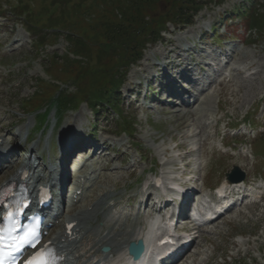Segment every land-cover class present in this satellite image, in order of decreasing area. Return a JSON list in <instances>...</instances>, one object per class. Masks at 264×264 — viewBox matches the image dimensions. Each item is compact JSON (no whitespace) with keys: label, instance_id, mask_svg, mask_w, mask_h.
<instances>
[{"label":"rangeland","instance_id":"rangeland-1","mask_svg":"<svg viewBox=\"0 0 264 264\" xmlns=\"http://www.w3.org/2000/svg\"><path fill=\"white\" fill-rule=\"evenodd\" d=\"M53 1L56 0H0L2 6L11 11L14 4H20L27 14L25 22L34 34L30 36L24 31L20 24H24V20L19 17L6 15V18H0V24L8 23L7 30L13 29L9 43L0 49V128L3 127V134L16 135V131L26 124L22 122L24 109L33 106L41 97L57 94L69 99L73 107L99 97L103 103L97 115L89 111L85 103L80 105L83 127L76 132L81 136L79 139L108 141L113 151L108 152L107 157L114 155L116 161L108 166L100 181L107 179L120 183L116 194L121 204L135 196L139 191L138 182L144 180L146 183V172L156 166L155 170L163 179L171 183L188 181L196 187L201 182L224 180V173L233 165L244 171L247 179L253 175L264 176V155L250 156L251 151L260 152L264 146H255L259 137L264 143V132H260L264 129V18L257 16L254 20L256 13H264V5L260 6L264 1L255 0L254 6H250L251 0H155L153 7L143 10V24L146 25L143 28L154 29L160 25V20L161 40L145 45L143 52L134 46L113 50L107 43L91 39L92 29L86 26L91 23L96 27V19H80L83 14L103 19L113 17L115 21L121 17V23L128 25L123 16L104 14L108 0H66L64 7H69L66 11L71 12L69 16L72 17L69 21L68 16L66 20L61 19L64 17L62 9L52 4ZM244 7L248 8L246 12H255V15L250 13L243 17L256 30L249 43L243 36L247 23L240 18ZM174 12H184L182 17L187 18L196 12V16L190 25L180 30L168 21L177 18ZM71 22L85 26L73 29ZM196 24L200 27L195 28ZM124 27L130 32L125 34L130 41L135 33V37L142 34L140 26L136 27L139 32L136 28ZM191 27H194L192 31L185 34ZM77 35L82 37L77 40ZM148 36L140 38L147 40ZM22 38L24 45L18 46L14 40L22 41ZM12 42L13 46L9 47ZM177 46L190 47L189 55H182V58L197 62L206 59L213 64V69L218 67L215 54L219 53L220 47L222 52L231 49L234 56L230 61L232 75L227 81L210 86L200 105L201 124H197V114L170 111V105L158 102L165 97V93H159V83H166L170 76L161 77L163 66L156 68L155 65L167 58L163 52ZM137 51L142 57L132 65L130 62L134 61ZM149 64L160 72L155 73L156 69ZM148 72L156 75L150 86L153 92L144 97L151 75ZM109 81L121 82L115 96L104 94ZM110 105L116 109L107 107ZM77 114V111L64 112L62 125ZM121 118L128 121L133 135L111 136L118 130L117 125H121ZM250 118L251 127L238 126ZM228 125L235 128L230 130ZM245 129L247 135L240 137ZM233 133L238 134L237 139L249 140L254 135L256 138L251 140V148L246 146L242 151L224 153L228 149H222L221 143L231 144ZM46 139L47 136L44 143ZM21 142L18 138V143ZM134 146L142 149V159ZM261 151L264 153V148ZM56 152L54 149L53 154ZM20 156L24 157V154ZM116 167L119 172L110 173ZM9 175L7 171L3 174ZM197 234L196 246L180 264H264V200L246 204L239 211H230Z\"/></svg>","mask_w":264,"mask_h":264},{"label":"trees","instance_id":"trees-1","mask_svg":"<svg viewBox=\"0 0 264 264\" xmlns=\"http://www.w3.org/2000/svg\"><path fill=\"white\" fill-rule=\"evenodd\" d=\"M66 0H56V1H53L54 3L52 4H55V5H58L59 7H61L62 9V14H64V17H62L61 19L63 20H66L67 19V16H68V19L67 21H69V18L72 19V17H70L69 15L71 14V12H68L66 11L67 8L69 9V7H64V2ZM154 1L152 0H108L106 2V4L108 5L107 7V11L104 12V14H110L111 13L114 15V17L120 15V16H123L126 18L127 22H128V25L127 24H124V23H121L120 19H122L120 17V19L118 18L117 21L113 20L112 18L113 17H110L108 19H103L101 18V16H94V15H90L89 17L88 16H85V14H83L82 16H80V19H84L86 18L88 21L92 19H96V21L94 22L96 27H94L91 23L86 26V28H89V29H92V37L91 39L93 38H96L97 40L99 41H102L104 43H107L108 46L110 45V48H112L113 50L115 49H119V48H126V47H130V46H134V47H137L141 50V48L145 45V43L149 42V41H154L157 37H158V33H159V28L161 26V22L159 20V26H156L154 29L152 28H148V27H145L143 28L144 25L143 22H144V17L145 15H143L144 13V9H148V8H151L153 7L154 5ZM174 2V1H173ZM61 4L63 5V7L61 6ZM105 4V2L103 3V5ZM21 9H23L22 7H20ZM97 11V10H96ZM91 12V11H90ZM103 12V11H102ZM95 14V12L93 13ZM173 14H177V20L180 21L181 18H183L182 16H185V13L184 12H174ZM89 15V14H88ZM251 15H255V12H251ZM103 16V15H102ZM261 17V18H264V13H256V15L254 16V20L256 17ZM50 17V16H48ZM92 18V19H91ZM191 18V15H189V17L185 19H183V21H181L182 23H187L188 21L184 22L185 20H190ZM260 18V19H261ZM53 18H50L49 20H51ZM59 19V20H61ZM173 19V18H171ZM169 19L168 21H171V22H175L176 19H173L171 20ZM60 22V21H59ZM102 22V23H101ZM123 22V21H122ZM72 26L71 28L73 29H80V27H83L85 26L84 24H79V25H76V24H73V22H71ZM249 25H252V23H248ZM260 24L263 25L260 21ZM74 25V26H73ZM124 25L126 26H129V27H133V28H136L140 26V33H142L140 36L138 35L137 37H135V34H134V39H132L131 41L126 37V35H128L130 32L128 31L127 28L124 27ZM138 28L137 29V32L138 31ZM141 28H143V30H141ZM147 31V33L145 32ZM126 34V35H125ZM133 34V33H132ZM144 35H149L148 39H142L140 37L144 36ZM76 36V35H75ZM82 37L81 36H78L76 37V39H80ZM90 39V41H91ZM127 40V41H126ZM140 56V52H136V56L134 57V61ZM109 86V85H108Z\"/></svg>","mask_w":264,"mask_h":264},{"label":"bare ground","instance_id":"bare-ground-1","mask_svg":"<svg viewBox=\"0 0 264 264\" xmlns=\"http://www.w3.org/2000/svg\"><path fill=\"white\" fill-rule=\"evenodd\" d=\"M4 27V26H3ZM194 27H191V28H189V29H187L184 33L185 34H187V33H189V31H192V29H193ZM195 28H198V24H196V27ZM8 41V38H6V39H3L2 40V42H7ZM184 49H182V48H180L179 46H177V47H173V48H171V49H169V50H167L166 51V53L165 52H163V54H165L167 57H169V55H170V53L171 52H173L174 54H176L175 56H179V54L180 53H182V51H183ZM162 54V55H163ZM151 65V67H153L154 68V66L152 65V64H149V66ZM189 65V63H187V62H185L184 63V66H183V69H187V68H189V67H187ZM191 68H193V67H191ZM147 69H148V67L147 68H144V72H147ZM155 69V68H154ZM148 73H150V72H148ZM149 78H150V80L151 79H153L154 78V76L151 74L150 76H149ZM189 81H191L190 79H189ZM203 86H201V85H197L196 84V90H197V92L196 93H202L203 92V88H202ZM195 93V94H196ZM196 101L195 102H193L192 103V105H194V106H197L198 108H199V106H200V101H199V98H196L195 99ZM188 105H190L189 103H187L186 101H184V100H182V101H180V104L179 105H176L177 107H172V108H170V109H168V110H170V111H174V112H180V114L181 113H183V114H187V113H190V115H195L196 114V111L194 110V108L193 107H191V106H189V109H187V110H184V107H187ZM179 106V107H178ZM188 115V114H187ZM196 116V115H195ZM196 118V117H195ZM4 122V121H3ZM187 122V121H186ZM186 122H184L185 124H186ZM78 123H79V121H77L76 122V124L78 125ZM75 124V125H76ZM189 125V124H188ZM70 126H72L73 127V124H71ZM180 126V125H179ZM181 126H183V122H182V124H181ZM180 126V127H181ZM186 126V125H185ZM79 127V126H78ZM73 129V128H72ZM66 131H67V129H66ZM65 133V132H64ZM69 139L68 138H66V136H63V141H62V146H63V148L65 149V150H67V145L65 144L66 143V141H68ZM101 144V143H100ZM106 144V142L105 141H103V143H102V145H105ZM86 150H89V149H86ZM95 152H97V150L96 151H94V153ZM71 162V161H70ZM32 170H34V169H32ZM14 174L11 176V178L12 179H14ZM18 177V176H17ZM90 183V181L87 183V184H85V187L88 185ZM96 190H97V192L95 193V195H93V197H91L90 198V200H89V203L87 204V206H89V205H92V208L90 209V210H88L86 207H84V205L83 206H80V207H77L76 209H74L73 211H70V212H68L67 214H66V217L67 218H71L70 220H73V219H78V220H80L81 219V224L80 225H82V222L86 219V218H88V217H90V216H97L96 214H97V211L99 210V208L102 206V205H105L104 203L106 202V200L111 196L112 197V192H111V190L110 189H108V188H106L105 186H104V188H103V186H100V187H98L97 188V186H96ZM104 210H106V206H104ZM81 230V229H80ZM82 232H85V231H87L84 227H83V229L81 230ZM112 232V231H111ZM58 236V238H61L62 237V233H60L59 235H57ZM119 236H122L121 238H117V237H119ZM138 238H143V233H142V231H137V232H135V233H132V232H129V231H123V230H117L116 231V233H114V234H111V233H106L104 236H102V237H98V238H93V240L91 241V242H89L88 243V247L89 248H81L80 247V245H81V243H79V241L76 239V240H74V241H72V242H69L68 244H65V243H63L62 245L63 246H66V251L68 252V254H69V256H68V258H69V261L71 260V259H75V262L77 261V264H81V258L83 257V255L84 254H87V253H89L91 250H93V252L94 253H97L98 252V247L100 246V245H103V244H105V245H109V246H111L112 248H113V250H115V251H117V250H119L120 248H123V249H125L126 248V246H127V244H128V242L129 241H131V240H136V239H138ZM119 248V249H118ZM80 254H81V256H80ZM110 254V253H109ZM97 255H99V253L98 254H96V256ZM79 256H80V258H79ZM93 262H94V260H92V261H89V262H87V264H93Z\"/></svg>","mask_w":264,"mask_h":264},{"label":"snow or ice","instance_id":"snow-or-ice-1","mask_svg":"<svg viewBox=\"0 0 264 264\" xmlns=\"http://www.w3.org/2000/svg\"><path fill=\"white\" fill-rule=\"evenodd\" d=\"M10 215L9 213L4 219H9ZM36 238V232L32 229L26 231L23 236L18 237L17 240H14L10 244H5L4 237L0 235V264H8V261L12 258L13 252H19L25 245L35 247L34 241ZM42 255L43 253H36L28 259L25 264H46V262L41 259Z\"/></svg>","mask_w":264,"mask_h":264},{"label":"water","instance_id":"water-1","mask_svg":"<svg viewBox=\"0 0 264 264\" xmlns=\"http://www.w3.org/2000/svg\"><path fill=\"white\" fill-rule=\"evenodd\" d=\"M132 247L135 249L136 247L134 246V245H132ZM137 250H139L140 248L138 247V248H136Z\"/></svg>","mask_w":264,"mask_h":264}]
</instances>
